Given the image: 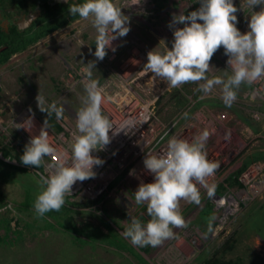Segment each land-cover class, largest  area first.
Here are the masks:
<instances>
[{
	"label": "rangeland",
	"instance_id": "obj_1",
	"mask_svg": "<svg viewBox=\"0 0 264 264\" xmlns=\"http://www.w3.org/2000/svg\"><path fill=\"white\" fill-rule=\"evenodd\" d=\"M153 1L156 13L166 12L172 19L173 13L187 14L196 10L199 0H171L172 10L168 8V0H142L144 10H138L136 5L122 9L131 18L130 31L135 37L151 50L156 48L155 51L163 53L166 40L155 36L152 27L156 28L166 17L158 21L155 17L153 24L150 15L142 14L153 9ZM117 3L123 7L126 0H117ZM63 41H68L70 46L55 52L54 47H59ZM95 46L96 31L91 23L76 19L66 30L49 35L39 44L14 54L11 62L0 65V154L7 163L0 165V191L3 193L0 197V264H205V259L214 255H223L225 259L243 257L248 264L264 261V238L253 223L255 209L260 213L264 210V187L258 186L255 190L248 184L228 186L230 177L236 178L245 161L264 154V96L253 97L250 84L240 86L231 107L225 105L220 86L204 95L197 90L196 83L173 88L158 99L157 117L167 125L171 138L191 142L204 130L209 132L204 151L219 167L207 178V183L214 190L221 184L226 188L210 196L208 189L198 184L201 203L180 202V213L187 227L172 228L173 237L159 246H134L123 236L130 217H136L143 225L151 219L146 205L134 204V192L139 186H133L127 178L123 187L113 188V193L103 197L67 195L60 211L48 212L43 217L36 214L34 203L44 186L32 166L18 162L16 151L26 146L31 136L29 131L17 129L16 124L20 123V118L21 123L24 122L23 112L27 111L43 126L39 117L43 112L36 100L39 92L45 99V106L55 102L57 107L63 108V117H67L69 106L78 109L82 105L78 94L84 97L86 93L83 83L74 84L78 78H73V71H80L88 62L96 60ZM210 64L213 66L208 73L210 78L227 79L225 73L231 75V70L215 56ZM92 73V79L99 83L105 81L100 67L93 68ZM28 80L36 92L29 88ZM50 87H55L54 95L48 93ZM45 130L52 135L54 143H58V134L47 125ZM48 137L50 140V135ZM4 149L9 150L11 156L5 157ZM44 161L41 170L45 165L46 172L52 158L46 156ZM253 161L264 165L261 159ZM8 164L25 168L27 173ZM244 173L240 177L243 183ZM219 195L226 196L232 205L223 229L216 233L218 219L225 212ZM125 198H130L133 205L129 207ZM209 206L214 213L213 219L203 212ZM87 226L90 228L83 229ZM112 230L126 242L125 247L107 241ZM232 239H236L233 250L227 254L222 252L225 243L233 242Z\"/></svg>",
	"mask_w": 264,
	"mask_h": 264
},
{
	"label": "clouds",
	"instance_id": "obj_2",
	"mask_svg": "<svg viewBox=\"0 0 264 264\" xmlns=\"http://www.w3.org/2000/svg\"><path fill=\"white\" fill-rule=\"evenodd\" d=\"M141 2L126 0L121 7L117 0H84L80 4L69 3L68 12L91 23L96 31L94 55L96 60L102 61L107 49L116 51L113 41L125 37L130 31L131 18L122 9ZM257 6H262L260 11L254 10ZM245 8L250 10V31L241 33L237 28L239 21L236 13L240 10L245 12ZM169 27L174 35L172 47H166L163 53L155 51L156 48L149 51L143 69L163 79L171 88L196 83L197 90L208 95L220 86L225 105L231 107L242 84H251L264 77V0H241L239 9L233 0H199L196 10L187 14L182 11L173 13ZM221 47L228 57L226 64L231 75L225 73L227 79L219 76L210 78L208 73L213 67L210 62L213 56L216 57L215 53L222 50ZM96 60L88 62L82 70L86 74L82 82L86 95L82 97V107L76 112V131L72 133L70 155L67 150H62L60 162L54 168L48 167V175L37 173L40 184L44 186L34 203L39 217L51 211H60L66 202L65 197L72 194L73 185L77 181L94 178V167L104 163L92 155L93 150L102 151L111 142L109 132L112 130V125L101 112L102 89L98 81L92 79ZM36 100L39 110L47 113V118L40 134L26 144L20 160L27 167L40 169L44 157L54 156L57 152L50 144L45 125L53 113L61 119L63 108L57 107L55 102L45 106L40 92ZM184 115L187 118V113ZM32 127L31 117L16 124L17 129L29 132ZM208 138L207 130L196 135L191 142L172 137L162 153L145 154L144 167L154 177V182L140 183L134 192V204L146 205L151 219L143 225L136 217H130L123 236L130 239L134 246L157 247L173 237L172 228L187 227L180 213V202L184 200L199 205L198 184L207 188L210 196L214 194L207 178L215 174L219 165L210 161L204 151ZM130 175H135V170Z\"/></svg>",
	"mask_w": 264,
	"mask_h": 264
},
{
	"label": "built area",
	"instance_id": "obj_3",
	"mask_svg": "<svg viewBox=\"0 0 264 264\" xmlns=\"http://www.w3.org/2000/svg\"><path fill=\"white\" fill-rule=\"evenodd\" d=\"M233 3L238 9L240 8L241 0H233ZM170 5L171 0H168V8L172 10ZM136 6L138 10H144L141 4ZM155 7L154 3L151 11H144L142 14L150 15L152 23L166 17L164 21H160L156 28L152 27V31L159 39H165V44L171 48L174 40L173 30L169 27L171 17L166 12L164 14L156 13ZM261 7L257 6L254 10L260 11ZM249 12L250 10L245 8V12L240 10L236 13L239 21L237 28L241 33L250 31L248 27ZM176 27H183V25H176ZM125 40L118 38L113 41L116 51L113 52L109 48L102 61L96 60L95 66H99L102 73L105 74V81L98 82V86L102 89L103 96L101 112L112 125V130L109 132L111 142L102 151L93 150L92 155L99 157L104 163L94 167L93 171L96 173L94 178L82 182L77 181L72 187L71 195L84 194L94 198L103 197L108 193H113L115 191L113 188L123 187L125 178L132 181L133 186H139L141 182H154V177L148 174L144 167L145 154L162 153L166 150L167 143L171 139L167 125L157 117L156 103L162 95L171 92L173 88L163 79L143 69L147 62V53L151 49L141 43L132 31L128 32ZM215 54L216 58L228 68L226 64L228 57L224 54V49L218 50ZM85 75L83 73L77 77L78 80H74V84L82 83L85 80ZM250 85L253 97L264 96V77ZM78 95L82 98L81 94ZM81 107L82 105L76 109L69 106L67 117L61 119L56 117V121L62 129L55 133L58 134V143H54L52 138L57 152L54 156H50L52 162L48 163L47 169L49 166L54 168L60 162L62 150H67L70 155L69 145L72 142V133L76 131V112ZM70 163L69 160V166ZM32 168L35 169L33 166ZM132 170H135V175H130ZM38 172L45 176L48 175V170L45 172V165L43 171ZM244 172V183L240 178L243 173L239 177L242 184H248L251 189L255 188V190L258 186L264 187V165L254 163ZM219 198L225 212L218 219L216 233L223 229L228 209L232 205L226 196L219 195ZM125 200L129 207L133 205L130 198H125Z\"/></svg>",
	"mask_w": 264,
	"mask_h": 264
},
{
	"label": "flooded vegetation",
	"instance_id": "obj_4",
	"mask_svg": "<svg viewBox=\"0 0 264 264\" xmlns=\"http://www.w3.org/2000/svg\"><path fill=\"white\" fill-rule=\"evenodd\" d=\"M83 2L82 0H0V65L11 62L14 54L39 44L49 35L53 36L59 30H66L76 19H80L79 16L75 19L71 18L68 12L69 3ZM61 22L62 25L54 27ZM43 33L45 35L26 44ZM69 46L68 41H63L59 43V47H54V51L58 52L60 49L64 51ZM14 49L21 51L13 52ZM97 67L95 66L96 69ZM82 70L73 71L75 73L73 78L82 75L84 73ZM30 80H28L29 88L36 92ZM55 90V87H50L48 93L54 95Z\"/></svg>",
	"mask_w": 264,
	"mask_h": 264
},
{
	"label": "trees",
	"instance_id": "obj_5",
	"mask_svg": "<svg viewBox=\"0 0 264 264\" xmlns=\"http://www.w3.org/2000/svg\"><path fill=\"white\" fill-rule=\"evenodd\" d=\"M84 1V0H82ZM77 16H71V18H77ZM63 22L61 23H58L57 25H55L54 27H58L60 25H62ZM45 35V33L41 34V35H38L37 37L29 40L26 44H28L29 42H32V41H35L38 39L39 36H43ZM15 51H21V49H14L13 52ZM180 103H183V100H179ZM39 117L41 118V120L44 122L45 119L47 118V113H41V115H39ZM49 128H51L54 132H58L60 131L62 128L61 126L57 123L56 121V115L55 113L52 114V116L48 119V122L46 124ZM24 149H25V146L23 148H21L20 151H16L17 154H18V162L22 163L21 160H20V157L23 155L24 153ZM4 156H11L10 154V151L7 150V149H4ZM255 159L253 160H263L264 161V154H257L255 157ZM253 160H248V161H245L244 164L241 166L240 170L238 171V173L236 174V178L234 180H232V176L230 177V181H228V183H230V185H228L229 187L231 185H240L239 187H241L243 184L240 182L239 180V177L240 175L244 172V170H246L250 164H253L255 162H259V161H253ZM7 165V163L5 162V160L3 158L0 157V165ZM23 164V163H22ZM10 167H13V168H17L19 169L20 171H24L27 173V169L25 168H22V167H18L14 164H8ZM43 168V162H42V166L40 167V169ZM220 187H217L214 192L218 193L222 190V192L224 191V189H226L224 187L223 184L219 185ZM223 194V193H221ZM3 197V193L0 191V197ZM68 198V197H67ZM75 204H77L78 202H74ZM64 208V206H63ZM256 211L254 212V225L255 227H257V230H259V235L264 238V210L260 213L259 210L255 209ZM204 214L207 215L210 219H213L214 217V213H213V210L211 208V206H209L208 208L204 209ZM108 227H110V225L108 224ZM90 227L87 226V227H84L83 229H89ZM75 230H78V228H74ZM111 229V228H110ZM86 230H84L85 232ZM90 231V230H89ZM119 234H117L114 230H112L111 232V235H108L106 238H108L107 241L110 242V244L112 245H115L117 247H125L126 246V242L123 240H121L118 236ZM93 238H96L95 234L93 236ZM233 242H229L227 241L225 243V245L223 246V251L222 252H225L227 254L228 251H231L233 250L234 246H235V243H234V240L236 241V239H232ZM205 264H248L245 262V260L243 259V257H234V258H229V259H225V257L222 255V256H219V255H214L212 256L211 258H208V259H205L204 261ZM250 264V263H249ZM251 264H264V261H262L261 263L260 262H255V263H251Z\"/></svg>",
	"mask_w": 264,
	"mask_h": 264
},
{
	"label": "bare ground",
	"instance_id": "obj_6",
	"mask_svg": "<svg viewBox=\"0 0 264 264\" xmlns=\"http://www.w3.org/2000/svg\"><path fill=\"white\" fill-rule=\"evenodd\" d=\"M23 121H25V120H27L29 117H31L32 118V120H33V127H32V130H31V133L33 134V136H37V135H39L40 134V130H41V128L43 127L41 124H39V122L37 121V119L36 118H34V116L33 115H31V113H27V111H24L23 112ZM25 117V118H24ZM21 121H22V118H20V123H21ZM47 131V130H46ZM28 134L31 136V138H32V135L28 132ZM47 134L48 135H50V144H51V146L52 147H54V143L52 142V136H51V134L50 133H48V131H47Z\"/></svg>",
	"mask_w": 264,
	"mask_h": 264
},
{
	"label": "crops",
	"instance_id": "obj_7",
	"mask_svg": "<svg viewBox=\"0 0 264 264\" xmlns=\"http://www.w3.org/2000/svg\"><path fill=\"white\" fill-rule=\"evenodd\" d=\"M156 38V37H155ZM146 46H148V45H146ZM34 167V166H33ZM35 169H38V168H36V167H34ZM37 171V173H38V171H40V170H36Z\"/></svg>",
	"mask_w": 264,
	"mask_h": 264
},
{
	"label": "water",
	"instance_id": "obj_8",
	"mask_svg": "<svg viewBox=\"0 0 264 264\" xmlns=\"http://www.w3.org/2000/svg\"><path fill=\"white\" fill-rule=\"evenodd\" d=\"M0 156H1V157H3V155H2V154H0Z\"/></svg>",
	"mask_w": 264,
	"mask_h": 264
}]
</instances>
